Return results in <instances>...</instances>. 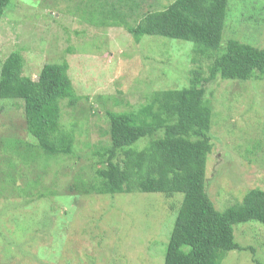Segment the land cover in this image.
Segmentation results:
<instances>
[{"label": "rangeland", "instance_id": "obj_1", "mask_svg": "<svg viewBox=\"0 0 264 264\" xmlns=\"http://www.w3.org/2000/svg\"><path fill=\"white\" fill-rule=\"evenodd\" d=\"M91 1L10 0L0 18V66L20 51L22 73L36 79L45 63L66 61L79 95L75 106L66 99L60 104V129L71 131V153L47 159L35 153L21 100L0 99V264L163 262L182 195L85 193L81 186L99 166L95 151L109 144L105 110L137 109L154 91L188 85L196 65L192 42L144 35L135 43L110 12L100 24ZM172 1L143 0L141 8ZM121 11L128 12L118 5L111 13ZM125 17L138 19L136 13ZM230 38L264 48V0H228L221 48ZM211 61L200 62L203 76ZM204 89L213 141L206 192L223 210L249 189L264 190V78L216 77ZM233 229L235 240L254 252L231 250L220 264H264V225L248 221Z\"/></svg>", "mask_w": 264, "mask_h": 264}, {"label": "trees", "instance_id": "obj_2", "mask_svg": "<svg viewBox=\"0 0 264 264\" xmlns=\"http://www.w3.org/2000/svg\"><path fill=\"white\" fill-rule=\"evenodd\" d=\"M142 1L91 3L98 7L100 24L102 18L108 19L105 12H110L135 43L144 35L192 42L191 60L196 65L189 70L186 86L154 91L137 109L105 110L109 144L95 151L99 166L89 185L81 188L97 194L139 191L182 195L162 264H220L231 250L252 253V247L235 240L233 225L248 221L264 225V190L249 189L240 202L223 210L214 207L206 192V161L213 141L212 109L204 84L216 77L241 81L264 78V48L233 38L221 48L228 0H173L146 10L141 8ZM9 2L0 0V18ZM118 5L128 12L111 13ZM128 13H136L138 19L129 23ZM210 58L208 73L203 76L200 62ZM23 64L20 51L11 52L1 63L0 99L21 100L26 129L35 139L32 145L38 157L71 153V131L60 129V104L66 99L75 106L79 95L67 74V62L45 63L36 79L22 73ZM144 138H149L146 145L136 148Z\"/></svg>", "mask_w": 264, "mask_h": 264}]
</instances>
